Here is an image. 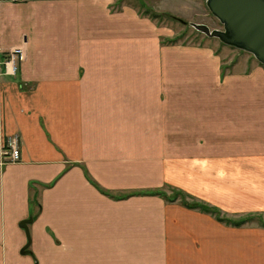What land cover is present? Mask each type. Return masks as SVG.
<instances>
[{
	"label": "crops",
	"instance_id": "crops-1",
	"mask_svg": "<svg viewBox=\"0 0 264 264\" xmlns=\"http://www.w3.org/2000/svg\"><path fill=\"white\" fill-rule=\"evenodd\" d=\"M114 3L0 0V264H264V67Z\"/></svg>",
	"mask_w": 264,
	"mask_h": 264
},
{
	"label": "rangeland",
	"instance_id": "rangeland-1",
	"mask_svg": "<svg viewBox=\"0 0 264 264\" xmlns=\"http://www.w3.org/2000/svg\"><path fill=\"white\" fill-rule=\"evenodd\" d=\"M115 10H120L124 6L135 8L140 14L150 17L151 14H160L162 19L157 20L169 31L171 36L164 37L166 42H176L183 44H203L216 49L219 53H224L225 62L228 61L227 51L236 56V61L248 59L252 62H258L256 58L244 51L226 46L217 38H209L205 34L198 32L190 25L165 17L167 13L176 18L187 21L188 23L202 24L208 26L211 30H223L224 27L220 21L215 18L207 7L205 0H114ZM148 14V15H147ZM150 15V16H149ZM259 63V62H258ZM260 64V63H259ZM228 65H224V68ZM170 196V195H168Z\"/></svg>",
	"mask_w": 264,
	"mask_h": 264
},
{
	"label": "water",
	"instance_id": "water-1",
	"mask_svg": "<svg viewBox=\"0 0 264 264\" xmlns=\"http://www.w3.org/2000/svg\"><path fill=\"white\" fill-rule=\"evenodd\" d=\"M205 1L211 14L223 25V30H211L206 25L190 24L174 17L178 22L190 25L209 38H217L226 46L253 55L264 66V0ZM27 222L23 223L26 230Z\"/></svg>",
	"mask_w": 264,
	"mask_h": 264
},
{
	"label": "built area",
	"instance_id": "built-area-1",
	"mask_svg": "<svg viewBox=\"0 0 264 264\" xmlns=\"http://www.w3.org/2000/svg\"><path fill=\"white\" fill-rule=\"evenodd\" d=\"M25 59L24 49L18 47L8 54L5 61L0 62V75L16 76L20 64ZM20 138L14 137L9 139L3 147L1 153V164L17 163L21 160Z\"/></svg>",
	"mask_w": 264,
	"mask_h": 264
},
{
	"label": "trees",
	"instance_id": "trees-1",
	"mask_svg": "<svg viewBox=\"0 0 264 264\" xmlns=\"http://www.w3.org/2000/svg\"><path fill=\"white\" fill-rule=\"evenodd\" d=\"M148 15V14H147ZM165 17H168V18H171V19H174V20H176L177 21V19L174 17V16H172V15H170V14H167V13H165V14H163ZM150 16V15H149ZM150 18L151 19H153V20H160V19H162V16L160 15V14H151V16H150ZM168 43H176V42H168ZM262 65V64H261ZM263 66V65H262ZM264 67V66H263ZM163 195V194H162ZM171 202H174V201H176L179 197H181V200H182V203L186 206V207H189V208H191V209H200L201 211H203V212H206V213H211V214H214V215H216V217L220 220V221H224V218H221L220 217V213L216 210V209H213V208H209V207H207V206H204L203 204H199V203H196V202H188L187 200H186V197L183 195V193H181V192H173V194L172 195H170V196H167V195H165ZM228 222L229 223H232L233 225H234V222H233V220H229L228 219ZM246 222V220H244L242 223L244 224ZM264 225V224H263Z\"/></svg>",
	"mask_w": 264,
	"mask_h": 264
}]
</instances>
